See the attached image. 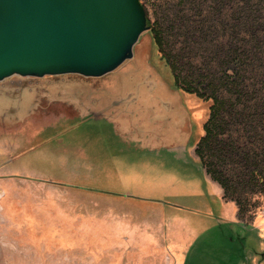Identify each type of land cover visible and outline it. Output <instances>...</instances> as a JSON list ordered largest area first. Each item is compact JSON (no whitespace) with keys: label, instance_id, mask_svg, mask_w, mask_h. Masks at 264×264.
<instances>
[{"label":"rangeland","instance_id":"rangeland-1","mask_svg":"<svg viewBox=\"0 0 264 264\" xmlns=\"http://www.w3.org/2000/svg\"><path fill=\"white\" fill-rule=\"evenodd\" d=\"M140 2L147 26L163 27L185 78L215 74L213 45L227 49L247 38L229 28L228 0ZM102 78L0 83V264H169L160 258L165 250L184 253L185 264H212L215 257L227 264L230 254H255L263 241L259 229L235 236V203L225 204L202 180L201 162L191 155L211 101L175 86L149 30L132 59ZM246 82L251 94L241 112L225 120L223 139L234 148L225 163L213 161L241 198L244 223L254 226L264 215V181L250 174L255 169L264 176V80ZM169 105L191 116L188 145L170 125L176 118L167 116ZM178 143L186 147H174ZM167 171L178 187L133 180Z\"/></svg>","mask_w":264,"mask_h":264},{"label":"water","instance_id":"water-1","mask_svg":"<svg viewBox=\"0 0 264 264\" xmlns=\"http://www.w3.org/2000/svg\"><path fill=\"white\" fill-rule=\"evenodd\" d=\"M148 30L140 0H0V83L100 79L132 59Z\"/></svg>","mask_w":264,"mask_h":264},{"label":"trees","instance_id":"trees-1","mask_svg":"<svg viewBox=\"0 0 264 264\" xmlns=\"http://www.w3.org/2000/svg\"><path fill=\"white\" fill-rule=\"evenodd\" d=\"M183 2L184 0H179ZM217 2V0H216ZM229 9L232 14V24L229 28L238 31L242 29L243 35L247 38L236 39L227 49L224 46L213 45V61H217L218 72L209 76H197L196 79L185 78L181 75L182 63L179 57L174 54L171 44L165 38V32L161 24L154 23L149 27V32L158 48L160 55L167 60L174 76L175 86L185 93L196 94L200 98L211 101L209 107V118L203 125V135L195 147V154L198 156L202 168L209 178L217 183L223 191L225 201L234 202L237 208L238 220L244 223L245 208L241 198L232 195L229 186L228 175L222 170L221 157L225 163L226 155L229 157L230 149L234 148L231 143L223 139L228 126L225 120L228 116L234 117L239 114L243 98L251 94L246 81L253 79L264 80V0H228ZM242 3L239 7L238 4ZM224 7L222 6V9ZM215 9L221 14V8L215 4ZM147 17V16H146ZM147 17V25L149 23ZM197 80V81H195ZM223 92L231 98L222 96ZM229 114V115H228ZM237 125L243 127L242 120ZM241 138L239 135L238 139ZM237 139V138H236ZM213 158L220 159V162ZM224 166V165H223ZM256 167L258 163H256ZM261 170L250 171L251 176L263 179Z\"/></svg>","mask_w":264,"mask_h":264},{"label":"crops","instance_id":"crops-1","mask_svg":"<svg viewBox=\"0 0 264 264\" xmlns=\"http://www.w3.org/2000/svg\"><path fill=\"white\" fill-rule=\"evenodd\" d=\"M100 79L104 80V78H100ZM170 114H174V116L176 118V120L174 122H170V125L173 123L175 124L176 132L181 136L182 142L184 141V144L187 142L186 144L188 145V143H189L188 140L190 139L188 124H189V120H190L191 116L187 117L183 114L182 111H178V110L172 108L171 105H169L167 116H169ZM164 126H167V124L165 122H164ZM200 127L202 128V131H203V126L201 125V122H200ZM168 130H169V127L167 128V132H168ZM198 141H199V139H198ZM198 141H196V143L193 144V146L191 148V155L195 161L200 163L197 160V158L195 157V151H194ZM181 143L176 144L177 146H174V147L185 148L186 145H180ZM141 150H144V149H141ZM138 176H139L138 178L133 177V180L134 181L137 180L139 183L145 184V185L150 186V187H154V186L158 187L159 185L165 186L167 184H170V187H172V188L178 187L177 183L173 182L174 181L173 174L169 171H167L166 173H162L161 175H159L158 177H155V178H150V177H146V176H142V175H138ZM201 178L204 182H206L207 184L212 186V188L215 190L217 196L220 199H222V201L225 204L226 203L234 204L233 202L224 201L223 191H222L221 187L209 178V176L206 174V172L204 171L203 168H202V172H201ZM150 182H152V183H150ZM120 195L121 196H127V197L132 196V195H130L129 191H123V194L121 193ZM234 207H235L234 213H235V221L236 222H235V224L231 223V227L235 232V236H241L240 234H245L247 232L248 227L251 229L256 227L259 229V231H260L259 233H260V236L262 237L263 241L259 242L258 247H256V251H254L255 254L253 252H251V254H247L248 253L247 249H244V251H243L244 253H239L237 255L236 254H230V256L226 259V261L228 262L227 264H264V215H260L257 218V220L254 223V226L253 225H246L245 223H242L241 221L238 220L237 208H236L235 204H234ZM230 240L232 243L234 242L233 239H230ZM147 242L154 243L153 241H147ZM161 249L162 248H160V250ZM162 254H163V256H162ZM145 255H147V257H146L147 259L148 258L150 259L149 255L152 256L153 254L145 253ZM160 258H161V260H165L167 258L166 260L170 261L169 264H172V262H174L173 264H185L187 262V257L185 256L184 253L183 254H173V253L170 254L166 250H165V252H161ZM152 259L157 260V258L156 257L153 258V256H152ZM197 260L198 259H196L195 261H197ZM210 261L212 262V264H216L220 260L217 257H215L213 260L211 259Z\"/></svg>","mask_w":264,"mask_h":264},{"label":"flooded vegetation","instance_id":"flooded-vegetation-1","mask_svg":"<svg viewBox=\"0 0 264 264\" xmlns=\"http://www.w3.org/2000/svg\"><path fill=\"white\" fill-rule=\"evenodd\" d=\"M79 106L81 107V104Z\"/></svg>","mask_w":264,"mask_h":264}]
</instances>
